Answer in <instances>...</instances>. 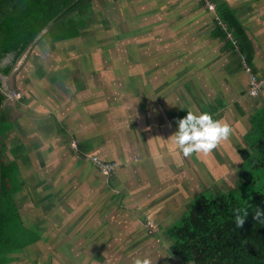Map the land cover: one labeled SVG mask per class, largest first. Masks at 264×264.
Listing matches in <instances>:
<instances>
[{
    "label": "rangeland",
    "instance_id": "obj_1",
    "mask_svg": "<svg viewBox=\"0 0 264 264\" xmlns=\"http://www.w3.org/2000/svg\"><path fill=\"white\" fill-rule=\"evenodd\" d=\"M120 1L125 10L123 21L118 26L112 20H107L104 8L108 0H97L82 37L55 43L43 36L44 31L36 39L40 43H33L19 61L27 54L34 55L33 52L36 51L44 61L43 67L40 64L35 66L43 73L40 82L44 85H50L49 77H52L53 82L60 83V86L67 87L79 80L82 88H104L107 99L116 98L128 110L136 106L138 112L130 118L131 125L128 120L125 121L123 130L130 132V145L133 147L135 160L134 164L127 165L130 174L128 181L131 186L135 185V196L144 201L145 205L124 206L128 211H133L132 216L135 217L129 218L131 214H126L129 221L128 232H132L128 235L137 233L138 236L133 239H129V236L127 240L121 238L127 244L116 246L123 245L119 247L123 251L124 245L128 244L127 248L138 249L128 254L118 253L116 258L113 254H108L104 263L107 259L106 264H133L135 258H143L145 254H149L152 264H182L178 258H174V252L163 232L179 218L185 211L186 204L198 192L235 188L236 170L240 164L237 150L244 146L241 137L236 134L245 131L246 121L228 110H233L231 105L235 101L245 102L247 97H237V90L244 83L247 84L245 80L248 77L245 71L242 75L238 71L232 74L230 70L234 69V65L226 62L225 56L218 55V48L214 43L206 42L208 35L205 31L211 29L215 13L211 12L213 15H210L207 11L202 12L204 8L199 9L196 4L199 0ZM98 27L102 29L97 30ZM126 39L129 41L125 42ZM55 59L56 66L53 65ZM125 60L133 61V64H126ZM16 65L12 73L3 78V87L7 95L14 92L20 98L22 94L25 97L20 100L17 96L19 99L14 103L7 99L6 113L15 104L35 98L34 88L27 87V84L35 80L32 71L37 69L22 72L19 68L17 71ZM43 68L45 71L42 72ZM53 71L59 72V77L52 74ZM185 86L188 90L184 89ZM233 88L235 91L231 90ZM101 93L103 96V90ZM213 93L222 99L226 107L223 114L227 115V123L233 128V133L228 141L223 142L211 154H194L184 158L173 144L165 143V136L170 138L178 129V111L186 108L196 111L194 105L200 110L204 103L212 102L209 95ZM159 114L161 118L158 117ZM149 115L154 116L151 124L148 123L151 118ZM169 123V127L163 128ZM152 137H155V143L152 142ZM151 142L153 147H150ZM121 159L126 161L127 157ZM148 159L149 166L145 163ZM152 165L156 167L154 172ZM147 169L151 171L150 176L143 172ZM116 199L113 203L115 205L118 197ZM146 231L148 234L154 231L157 235L152 238L146 235ZM38 241L39 239L36 242ZM150 242L153 247L156 244V249L152 252L150 247L147 253L139 254V250ZM27 247L21 250H26ZM11 253L15 254H10L12 257L6 254L5 257L14 260L16 264L21 263L22 258L26 259V256L21 257V251ZM27 254L30 255V261L34 262L32 249ZM87 257L75 256L79 264H86ZM53 258H49L48 262Z\"/></svg>",
    "mask_w": 264,
    "mask_h": 264
},
{
    "label": "crops",
    "instance_id": "obj_2",
    "mask_svg": "<svg viewBox=\"0 0 264 264\" xmlns=\"http://www.w3.org/2000/svg\"><path fill=\"white\" fill-rule=\"evenodd\" d=\"M218 2H225L242 23L253 47L252 65L261 75L264 73V0ZM204 11L205 9L202 10ZM212 43L218 47L217 42ZM33 53L31 56L25 55L16 68L22 72L37 69L32 71L35 80L28 82L27 86L34 88L35 98L27 102L21 101L9 112H4L0 129L3 160L18 172L19 181L14 200L21 220L39 239L29 246L34 253V262L30 261L27 253L30 254L31 249L27 247L26 250H20L21 257L26 256L27 260L22 258L18 264H79L76 255L81 258L87 255L86 264H106L107 259L105 263L104 259L108 254H113L116 258L118 253L135 252L138 247L129 249V244L124 245L123 251L119 248L123 245H119L127 244L121 238L127 240L130 236L128 233H132L128 232L129 221L126 214L130 213L129 218L135 219L132 216L134 212L128 211L124 206L145 205L144 201L135 196V185L131 186L128 181L130 174L127 165L134 164L135 160L133 147L130 145L132 137L128 130H123L125 121H129L138 112L136 106L128 110L125 104L116 103V98L107 99L104 88H82L79 80L67 87L60 86V83L53 82L52 77H49L50 85H44L40 82L43 73L35 67L38 64L43 67L44 61L36 51ZM241 58L243 62V56ZM56 61L57 59L53 61L55 66ZM43 70L45 68L42 72ZM237 71L242 75L240 69L230 70L232 74ZM52 74L59 77V72L53 71ZM14 75L15 73L11 76ZM247 80L246 78L245 82ZM246 86L244 83L237 91H245ZM231 90L235 91L234 88ZM29 93L32 95V92ZM24 97L22 94L20 100ZM233 105V110L228 111L235 112L246 121L245 131L236 134L237 137H243L249 128L250 118L259 109H263L264 90L256 99L246 98L245 102L235 101ZM225 108L224 105L218 113L226 110ZM186 110L187 108L181 109V114L184 112L185 115ZM149 116L151 118L148 123L151 124L154 116ZM177 116L179 119L180 113ZM158 117L161 118V114ZM220 120L227 122V115L224 114ZM128 124L131 125V121ZM169 126L170 123L163 128ZM162 133L164 135V131ZM168 139L165 136V143L171 145ZM154 141L155 137H152V142L155 143ZM73 142L76 144L75 149L72 147ZM152 142L150 147L154 146ZM91 155L102 160L115 159L118 164L116 174L111 179L103 176L88 159ZM122 157H127V160L123 161ZM149 162L150 159L145 161L147 166ZM143 172L150 176L149 169ZM116 197L118 210L113 204L117 201ZM146 232L152 238L157 235L154 231L149 234ZM136 234L129 239L137 237ZM117 244L119 245L116 246ZM151 245V242L144 245L139 254L150 247L153 252L156 244L155 247ZM51 257H54L53 260L48 262ZM7 264L16 263L11 259Z\"/></svg>",
    "mask_w": 264,
    "mask_h": 264
},
{
    "label": "trees",
    "instance_id": "obj_3",
    "mask_svg": "<svg viewBox=\"0 0 264 264\" xmlns=\"http://www.w3.org/2000/svg\"><path fill=\"white\" fill-rule=\"evenodd\" d=\"M96 1L0 0V129L8 106L3 78L12 73L33 43H40L36 39L42 32L45 31L43 36L55 43L82 37ZM206 1L214 4L215 15L206 9ZM196 4L213 15L212 27L205 31L208 35L206 41L217 42L218 54L225 56L229 63L234 62V69L244 72L243 66H248L255 76L264 78V73L259 75L252 65V43L228 5L218 0H199ZM104 10L107 20H112L115 26L123 21L125 9L122 1L108 0ZM125 62L133 64L130 60ZM248 87L247 80L246 90L240 91L237 97L256 99L261 95L262 92L255 98L248 96ZM184 89L188 90V87ZM209 96L211 103H204L201 110L196 105L194 108L220 119L224 114L218 112L224 103L214 93ZM116 103L122 104L118 100ZM262 108L250 118L249 128L241 137L244 146L237 150L240 164L236 170L235 188L198 192L186 204L179 218L165 228L163 235L174 252V258L182 264H264V223L255 221L252 214L257 207L264 208V106ZM178 113L180 119L187 111L185 115L184 112ZM102 161L116 163L115 159ZM152 166L154 172L156 167ZM15 169L5 164L0 143V264L9 261L6 254L19 252L38 240L35 233L24 226L14 200L19 181ZM118 208L116 205L115 209ZM236 208H246L249 212L240 228L234 223L233 210ZM145 257L149 258V254Z\"/></svg>",
    "mask_w": 264,
    "mask_h": 264
},
{
    "label": "clouds",
    "instance_id": "obj_4",
    "mask_svg": "<svg viewBox=\"0 0 264 264\" xmlns=\"http://www.w3.org/2000/svg\"><path fill=\"white\" fill-rule=\"evenodd\" d=\"M186 111V116L176 121L178 129L168 139L184 158L194 154L207 156L230 139L233 128L226 121L214 119L209 112ZM252 214L255 221L264 223V208L257 207ZM233 215L236 228H240L249 212L246 208H236ZM133 264H152V260L137 257Z\"/></svg>",
    "mask_w": 264,
    "mask_h": 264
},
{
    "label": "built area",
    "instance_id": "obj_5",
    "mask_svg": "<svg viewBox=\"0 0 264 264\" xmlns=\"http://www.w3.org/2000/svg\"><path fill=\"white\" fill-rule=\"evenodd\" d=\"M206 2V9H208L209 12L215 13L214 4L208 1ZM243 69L248 77L249 82L247 94L248 96L255 98L264 89V78H259L255 76L248 66H243ZM17 96L19 97V95L14 92L9 95L6 94V97L10 103H14L15 100H18L20 98H17ZM72 147L74 149L76 148V144L74 142L72 143ZM88 159L103 176L110 177L116 174V171L118 169L117 163H106L95 155L89 156Z\"/></svg>",
    "mask_w": 264,
    "mask_h": 264
}]
</instances>
